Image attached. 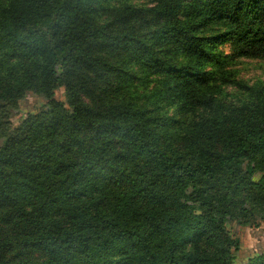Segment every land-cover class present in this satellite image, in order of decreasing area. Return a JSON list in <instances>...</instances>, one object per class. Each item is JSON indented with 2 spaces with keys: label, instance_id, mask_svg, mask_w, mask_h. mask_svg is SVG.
<instances>
[{
  "label": "trees",
  "instance_id": "1",
  "mask_svg": "<svg viewBox=\"0 0 264 264\" xmlns=\"http://www.w3.org/2000/svg\"><path fill=\"white\" fill-rule=\"evenodd\" d=\"M245 60L264 0H0V264H235L228 225L264 230Z\"/></svg>",
  "mask_w": 264,
  "mask_h": 264
},
{
  "label": "rangeland",
  "instance_id": "2",
  "mask_svg": "<svg viewBox=\"0 0 264 264\" xmlns=\"http://www.w3.org/2000/svg\"><path fill=\"white\" fill-rule=\"evenodd\" d=\"M226 53H230L231 49L227 45L221 46ZM240 75L249 81L257 79L264 80V62L258 60H245L240 66ZM56 98L61 101L66 100L64 88L58 89L55 94ZM47 101L33 93H29L23 99L17 109L11 114V120L14 125L27 117L29 114L40 111ZM231 233L240 240V249L235 254V264H245L247 260L264 250V230L254 229L250 227L239 226L235 223L228 225Z\"/></svg>",
  "mask_w": 264,
  "mask_h": 264
}]
</instances>
